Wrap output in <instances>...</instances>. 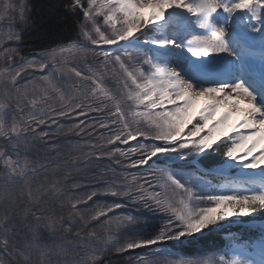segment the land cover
Instances as JSON below:
<instances>
[{
  "label": "snow or ice",
  "instance_id": "6c2138e0",
  "mask_svg": "<svg viewBox=\"0 0 264 264\" xmlns=\"http://www.w3.org/2000/svg\"><path fill=\"white\" fill-rule=\"evenodd\" d=\"M64 10L76 37L29 55L30 0H0V264H264V223L230 231L264 214V0Z\"/></svg>",
  "mask_w": 264,
  "mask_h": 264
},
{
  "label": "trees",
  "instance_id": "16d2710c",
  "mask_svg": "<svg viewBox=\"0 0 264 264\" xmlns=\"http://www.w3.org/2000/svg\"><path fill=\"white\" fill-rule=\"evenodd\" d=\"M33 13L31 26L24 33L23 51L26 54L52 47L57 44L66 43L76 37L77 30L74 19L70 18L64 10L67 0H30ZM210 159L220 160L219 155H214ZM264 219V214H259L256 220ZM258 231V226H249L247 229L232 226L230 231H236L238 234L250 236L252 229ZM223 231L214 232L203 237L199 241L178 245L183 250L182 254L189 256L198 253V249L215 251L224 245ZM229 231V230H228Z\"/></svg>",
  "mask_w": 264,
  "mask_h": 264
},
{
  "label": "bare ground",
  "instance_id": "6f19581e",
  "mask_svg": "<svg viewBox=\"0 0 264 264\" xmlns=\"http://www.w3.org/2000/svg\"><path fill=\"white\" fill-rule=\"evenodd\" d=\"M202 104H203V101H201L199 104H197V105L191 110V115H196L195 113H196L197 111H200V108H201ZM223 111H224V109H221L219 112H217L216 117L213 118V120H211V119H210V120L214 122V120L219 119L220 114H221V112H223ZM239 119H240V115H234V116H233V117L227 122L229 125H228V124H225V125H222V126H221V128L218 130V134L216 135V137H219L220 134H223V133H230L231 131H233V128L236 126V124H237V122H238ZM210 120H209L208 123H211ZM261 146H264V145H261ZM257 150H259V148H258Z\"/></svg>",
  "mask_w": 264,
  "mask_h": 264
},
{
  "label": "rangeland",
  "instance_id": "374dc122",
  "mask_svg": "<svg viewBox=\"0 0 264 264\" xmlns=\"http://www.w3.org/2000/svg\"><path fill=\"white\" fill-rule=\"evenodd\" d=\"M29 55H31V54H29ZM199 111H197L196 113H198ZM195 113V114H196ZM213 118H215V117H213ZM213 118L211 119V120H213ZM210 120V122L211 123H208L209 125H211L212 123H213V121H211ZM209 122V121H208ZM228 124V123H227ZM229 125V124H228ZM230 133H232V131L230 132ZM218 134V131L214 134V136L216 137V135ZM224 134V133H223ZM220 135H222V134H220ZM262 223H264V221L262 222ZM178 246V245H177ZM177 249H178V251L180 252V253H183V250L182 249H180V248H178L177 247ZM203 255H205L204 253L202 254V255H200V256H203ZM200 256H195V253H194V255L192 256L193 258H198V257H200Z\"/></svg>",
  "mask_w": 264,
  "mask_h": 264
}]
</instances>
